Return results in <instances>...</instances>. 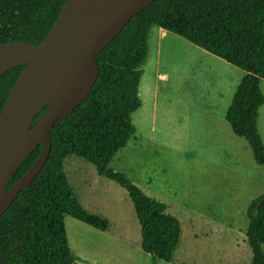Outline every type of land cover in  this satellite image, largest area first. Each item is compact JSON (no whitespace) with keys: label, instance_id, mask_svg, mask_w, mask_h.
Returning <instances> with one entry per match:
<instances>
[{"label":"trees","instance_id":"1","mask_svg":"<svg viewBox=\"0 0 264 264\" xmlns=\"http://www.w3.org/2000/svg\"><path fill=\"white\" fill-rule=\"evenodd\" d=\"M66 1L0 0V45L14 40L41 44ZM153 25L243 70L225 118L233 133L247 141L255 160L264 165L258 128L264 104V0H154L96 56L100 71L90 94L72 113L57 120L46 164L0 217V264H74L77 257L69 246L65 215L108 230L109 221L84 209L75 194L64 166L70 156L85 159L101 176L127 190L141 228V248L152 263L173 260L181 238L179 219L166 203L110 167L136 133L132 115L140 107L139 80ZM24 69L21 65L0 75V115ZM42 147L39 144L18 168L7 189L30 169ZM247 217L251 264H264V195L251 203Z\"/></svg>","mask_w":264,"mask_h":264},{"label":"rangeland","instance_id":"2","mask_svg":"<svg viewBox=\"0 0 264 264\" xmlns=\"http://www.w3.org/2000/svg\"><path fill=\"white\" fill-rule=\"evenodd\" d=\"M160 29L153 25L148 34L136 133L110 167L166 203L181 223L173 260L158 264H251L247 210L264 195V165L225 118L244 72L175 33L161 38ZM212 104L215 114L205 117L201 110ZM258 128L264 143V104ZM64 166L83 208L109 221L101 231L65 215L74 264H153L127 190L85 159L70 156Z\"/></svg>","mask_w":264,"mask_h":264},{"label":"water","instance_id":"3","mask_svg":"<svg viewBox=\"0 0 264 264\" xmlns=\"http://www.w3.org/2000/svg\"><path fill=\"white\" fill-rule=\"evenodd\" d=\"M153 1L67 0L41 44L14 40L0 45V75L25 65L0 115V217L46 164L57 120L72 113L90 94L100 71L96 56ZM39 144L43 147L38 158L7 189Z\"/></svg>","mask_w":264,"mask_h":264},{"label":"crops","instance_id":"4","mask_svg":"<svg viewBox=\"0 0 264 264\" xmlns=\"http://www.w3.org/2000/svg\"><path fill=\"white\" fill-rule=\"evenodd\" d=\"M161 29H162V28H161ZM161 29H160V32H161V33H160V34H161L160 36H161V38H163V37H164L163 35H164L165 33H168V31H167V30L162 31ZM234 85H236V84L231 83V85H230V84L228 85V88L231 89ZM237 87H238V86H236V89H237ZM234 93H235V91H234ZM233 96H234V94H232V97H233ZM211 103H213V102H211ZM209 106H210V109L204 110V108H203V110H201V111L203 112V114L205 113V117H206L207 115H209V113H211V112H213V113L215 114V112L213 111V108H214V107H213V104H212V105H209ZM228 106H229V105H228ZM227 108H229V107H227ZM227 110H228V109H227ZM211 115H212V114H211ZM214 116H215V115H214ZM204 119H205V118H204ZM198 124H199V123H197L196 125H194V127H195L196 129H198ZM229 125H230V124H229ZM230 127H231V126H230ZM215 138H216V141H218V140H217V136H216Z\"/></svg>","mask_w":264,"mask_h":264}]
</instances>
